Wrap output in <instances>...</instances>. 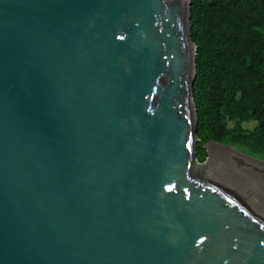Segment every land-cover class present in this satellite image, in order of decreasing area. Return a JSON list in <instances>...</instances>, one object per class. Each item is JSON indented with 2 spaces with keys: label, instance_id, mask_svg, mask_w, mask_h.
I'll list each match as a JSON object with an SVG mask.
<instances>
[{
  "label": "water",
  "instance_id": "1",
  "mask_svg": "<svg viewBox=\"0 0 264 264\" xmlns=\"http://www.w3.org/2000/svg\"><path fill=\"white\" fill-rule=\"evenodd\" d=\"M191 0H0V264H264V161L196 158Z\"/></svg>",
  "mask_w": 264,
  "mask_h": 264
},
{
  "label": "trees",
  "instance_id": "2",
  "mask_svg": "<svg viewBox=\"0 0 264 264\" xmlns=\"http://www.w3.org/2000/svg\"><path fill=\"white\" fill-rule=\"evenodd\" d=\"M190 25L198 162L209 141L264 161V0H191Z\"/></svg>",
  "mask_w": 264,
  "mask_h": 264
},
{
  "label": "rangeland",
  "instance_id": "3",
  "mask_svg": "<svg viewBox=\"0 0 264 264\" xmlns=\"http://www.w3.org/2000/svg\"><path fill=\"white\" fill-rule=\"evenodd\" d=\"M253 123H254V122H252V123H250V124L247 123L246 127H250V125H253ZM204 150H205V148H204ZM205 152H206V150H205Z\"/></svg>",
  "mask_w": 264,
  "mask_h": 264
}]
</instances>
